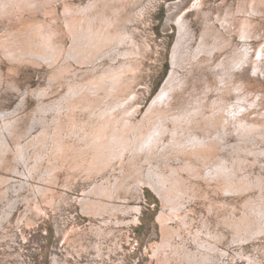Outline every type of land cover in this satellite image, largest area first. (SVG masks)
Returning a JSON list of instances; mask_svg holds the SVG:
<instances>
[{
  "label": "rangeland",
  "instance_id": "obj_1",
  "mask_svg": "<svg viewBox=\"0 0 264 264\" xmlns=\"http://www.w3.org/2000/svg\"><path fill=\"white\" fill-rule=\"evenodd\" d=\"M17 32L31 50L57 45L60 57L0 56L3 79L16 88L7 90V108H23L20 118L30 121L38 88L51 91L46 104L73 84L83 96L71 117L61 115L58 145L51 139L42 159L29 155L33 185L21 183L29 169L20 163L2 171L9 183L0 186V264H264V0H22L0 17V41ZM76 32L86 36L69 56ZM174 70L173 95L159 102ZM162 115L169 119L152 155L113 151L116 130ZM146 174L163 175L171 195L182 192L175 207ZM100 183L118 185L104 197L106 211L84 205Z\"/></svg>",
  "mask_w": 264,
  "mask_h": 264
},
{
  "label": "bare ground",
  "instance_id": "obj_2",
  "mask_svg": "<svg viewBox=\"0 0 264 264\" xmlns=\"http://www.w3.org/2000/svg\"><path fill=\"white\" fill-rule=\"evenodd\" d=\"M20 1H22V0H0V17L1 16H3L4 14H10V13H12V11H13V9H14V4L15 3H17V4H19L20 3ZM25 1V0H24ZM33 5V4H32ZM68 9H69V7H68ZM85 16H86V14H85ZM81 26V25H80ZM12 30L13 29H11L10 31V33H12ZM22 32H17V34H11L10 36H8L7 34H4V35H2V39L3 40H1L0 41V56H8L9 58H11L12 60H15V61H17L18 59H20L22 56H30V57H35L33 60H36V58H40V59H43V60H45L47 63H55L58 59H59V57H60V54H59V52L57 51V50H59V48L57 47V45H54V46H52L51 44H47V43H45V44H43V46L41 47V44L39 43V44H37L35 47H33V50H31L28 46H25L24 45V43H25V39L23 38V37H21V38H18V36L21 34ZM9 34V33H8ZM86 36V33H75L74 34V45L72 46V48L74 49L73 51H70L69 52V56H77V55H79V52H80V50H77V48H78V43H80L81 41V39L83 38V37H85ZM26 37V39L27 40H31L30 39V37L27 35V36H25ZM33 42L35 41L36 42V40H32ZM80 41V42H79ZM32 47V46H31ZM48 47H50L51 48V50L52 51H50V50H48L47 48ZM65 52H66V50H65ZM64 55V54H63ZM51 60V61H50ZM63 68H65V66H63ZM173 73L171 74V76H170V78L168 79V81L166 82V85H164V87H163V89H162V91L159 93V95H158V101L159 102H161L163 99H165V101H167L168 102V99L173 95H171L170 94V92H171V87H175V85L177 84V82L179 81L178 79V72L176 71V70H174V71H172ZM117 75V74H116ZM183 76V75H182ZM117 77V76H116ZM115 77V75H114V77H112V78H116ZM117 79V78H116ZM115 80V79H114ZM103 81V80H102ZM6 82H7V80L6 79H3V73H2V71H1V69H0V122L2 123L1 125V129H0V186H3L8 180H9V177L7 178L6 176H4V174L2 173V171H9L10 169H9V164L13 161L14 162V164H22L21 166H25V165H27L28 163H27V160H28V157H29V155L31 154V152H35L34 154H36V157H38L39 159H42V156H43V153H45V152H47V150L46 151H43L42 149L43 148H46V145L49 143V142H51L50 140L52 139V142H55V143H53L54 145L53 146H57L58 145V142H59V137H61V135H62V137H63V134H62V132H63V130H62V128H64L65 126H63V125H65L63 122H65L66 123V121H63V122H61L62 121V117H61V115H71L70 113L72 112H70V110L72 109L73 110V108H76L77 106H78V103H79V101L81 100H79V98L80 97H82L81 96V92L83 91V89L81 88V87H79L78 85H76V84H73L71 87H70V91L68 92V93H66V94H64L63 96L62 95H60V96H62L63 98L62 99H59V98H57V101L58 102H56V103H48V104H46L47 102L45 101L46 99V97L49 95V94H51V91H49L48 90V87H45L44 89H42V88H38V89H36L35 91H34V94L37 96H39L40 97V100H39V102H38V106H37V108L35 109L36 111H35V113H34V118L35 119H33V118H31V120L30 121H27L26 119H24V118H20V110L21 109H23V108H19V107H17L15 110H11V108H7V105H6V101L7 100H11V95H14V93L13 92H8L7 90L9 89V90H13V89H16L15 87H13V84H10L9 85V83H8V85H6ZM10 82V81H9ZM11 83V82H10ZM115 83V82H114ZM92 85H93V83H91ZM90 84V85H91ZM12 86V87H11ZM49 86V85H48ZM51 86V85H50ZM180 86V85H179ZM11 87V88H10ZM85 87H87L88 88V86H86L85 85ZM91 87V86H90ZM89 87V88H90ZM92 88H95V87H92ZM175 89V88H174ZM87 90V89H86ZM92 91H94L93 89H91ZM94 93V92H93ZM97 93V92H96ZM98 94V93H97ZM241 94V93H240ZM227 95V94H226ZM59 96V97H60ZM85 96V95H84ZM92 97H94V96H92ZM224 98V97H223ZM228 98V97H227ZM85 99H88L87 97L85 98ZM90 99V98H89ZM173 99V98H172ZM53 101H55V100H53ZM157 101V99L155 100V102H158ZM167 102H165V103H167ZM83 103H85V102H83ZM164 103V102H163ZM170 103V102H169ZM169 103L167 104V106L169 105ZM161 104V103H160ZM171 104V103H170ZM86 105V104H85ZM166 105V104H165ZM80 106V105H79ZM197 106V105H196ZM205 106V105H204ZM84 107V106H83ZM112 107L113 106H109L108 107V109H106L105 111H107V112H109V110L111 111V109H112ZM165 107V106H164ZM218 107V106H217ZM86 108H87V106H86ZM166 109V108H165ZM168 109V108H167ZM101 110V109H100ZM102 110H103V108H102ZM171 110H173V109H171ZM176 110H177V108H176ZM37 111H39L40 112V114H39V112L37 113V114H39V115H36V112ZM78 111V110H77ZM91 111H92V109H91ZM104 111V112H105ZM220 111V110H219ZM222 111V110H221ZM94 112V111H93ZM103 112V113H104ZM112 112V111H111ZM155 112V111H154ZM158 112V111H157ZM162 112H164V110L162 111ZM169 111H167V113H168ZM89 113H90V111H89ZM166 113V112H165ZM189 113H190V111H189ZM231 113V112H230ZM76 114H77V112H76ZM102 114V113H101ZM105 114V113H104ZM103 114V115H104ZM67 115V116H68ZM112 115V114H111ZM171 115H173L174 116V114H172L171 113ZM170 115V116H171ZM176 115V114H175ZM182 115V114H181ZM24 116V115H23ZM32 116V115H31ZM50 116H53V118L52 119H50ZM67 116H65V117H67ZM74 117H76V115H73ZM96 116V115H95ZM157 116H159L158 114H157ZM172 116V117H173ZM196 116V115H195ZM71 117V116H70ZM92 117L93 116H91V119H92ZM100 117V116H99ZM103 117V116H102ZM98 118V117H97ZM156 118V117H155ZM175 118H176V116H175ZM175 118H174V120H175ZM198 118V117H197ZM200 118V117H199ZM27 119H28V117H27ZM64 119V118H63ZM66 119H68V117L66 118ZM65 119V120H66ZM103 119V118H102ZM167 119H169V117H167L166 115H162V116H160L159 117V119L158 120H154V121H152L150 124H148V123H145V124H140V125H136L135 123H133L132 125H130L129 127H127V128H121V129H123L122 131H121V129L118 131V130H116V132H114V134L113 135H111L110 137L112 138V142H113V151H115V153L117 154V153H119L118 152V150H120V152H121V150H123V149H130L129 151L131 152V150H135V152L136 151H147V152H151V155L155 152V150H154V148L156 147V145H157V140H158V136H156V134H158L159 132H160V128L162 127V128H164V127H166L167 126V122H166V120ZM185 119H187V118H185ZM75 120V119H74ZM73 120V121H74ZM77 120V119H76ZM96 120V119H95ZM94 120V121H95ZM190 120V119H189ZM68 121V120H67ZM92 121V120H91ZM109 121V120H108ZM90 122V121H89ZM88 122V123H89ZM99 122H100V120H99ZM110 122V121H109ZM171 122H173V121H171ZM201 122H203V121H201ZM77 123V122H76ZM75 123V124H76ZM93 122H91V124H92ZM104 123V122H103ZM108 123V122H107ZM121 123V122H120ZM37 124H40L41 126L40 127H42V130L39 132V133H35L36 131H34L35 129H36V126H37ZM91 124H89L90 126H91ZM69 125V124H68ZM77 125V124H76ZM81 125V124H80ZM79 125V126H80ZM155 125V126H154ZM78 126V127H79ZM82 126V125H81ZM99 126V125H98ZM157 126V127H156ZM71 127V126H70ZM76 128H77V126H75ZM75 127H72L73 128V130L75 129ZM92 127V126H91ZM72 128H70V129H72ZM80 128V127H79ZM93 128V127H92ZM117 129H118V127H117ZM192 129V128H191ZM61 130H62V132H61ZM87 130V129H86ZM85 130V131H86ZM89 130V129H88ZM87 130V132H89ZM102 130V129H101ZM136 130V131H135ZM65 131V130H64ZM77 131V130H76ZM81 132V131H80ZM181 132V131H180ZM69 133H70V131H69ZM92 133V132H91ZM189 133H190V131H189ZM76 134V133H75ZM77 134H79V133H77ZM86 134V133H85ZM93 134V133H92ZM98 134V133H97ZM106 134V133H105ZM70 135V134H69ZM73 135V134H72ZM80 135H82V133L80 134ZM133 136L132 137V140L130 141V142H128L129 141V139L131 138L130 136ZM67 136H68V134H67ZM77 136V135H76ZM61 137V138H62ZM65 137V136H64ZM85 137V136H84ZM99 137V136H98ZM103 137H104V135H103ZM60 138V139H61ZM79 138H80V136H79ZM91 138V137H90ZM72 139V138H71ZM75 139V137H73V140ZM92 140L94 139V137L93 138H91ZM100 139V137L98 138V140ZM62 140V139H61ZM65 140V138L63 139V141ZM76 140V139H75ZM87 140V139H86ZM90 140V139H89ZM89 140H88V143H89ZM96 140V139H95ZM109 140V139H108ZM199 140V139H198ZM79 141V140H78ZM26 142V143H25ZM52 142H51V144H52ZM67 142V141H66ZM75 142V141H74ZM91 142V141H90ZM95 142V141H94ZM107 142V141H106ZM25 143V144H24ZM72 143V142H71ZM76 143V142H75ZM83 143V142H82ZM108 143V142H107ZM50 144V145H51ZM74 144V143H73ZM78 145H79V143H77ZM65 145V144H64ZM72 145V144H71ZM70 145V146H71ZM86 145H87V143H86ZM85 145V143H84V145L83 146H86ZM73 146V145H72ZM88 146L90 147L91 145H89L88 144ZM88 146H86V147H88ZM93 146V145H92ZM147 146V147H146ZM73 147H75V146H73ZM77 147V146H76ZM80 147H82V145L80 144ZM88 147V148H89ZM48 148V147H47ZM50 148V147H49ZM68 148V147H67ZM71 148V147H70ZM92 148V147H91ZM90 148V149H91ZM94 148V147H93ZM110 148V147H109ZM121 148H123V149H121ZM85 149V148H84ZM89 149V152L91 151ZM73 150V149H72ZM71 150V151H72ZM85 150H87V149H85ZM94 150V149H93ZM99 150V149H98ZM106 150V149H105ZM61 151H62V149H61ZM77 151V150H76ZM80 151V150H79ZM94 151H96V150H94ZM104 151V150H103ZM50 152V151H49ZM67 152H70V150H67ZM82 152H84V151H82ZM89 152H88V154H89ZM100 152H101V149H100ZM122 152H126V151H122ZM122 152H121V154H122ZM133 152V151H132ZM92 153V152H91ZM111 153V152H110ZM81 154V153H80ZM83 154H87V152L85 151V153H83ZM115 154V155H116ZM125 154V153H124ZM128 154V153H127ZM134 154V153H133ZM135 154H138V153H135ZM48 155L49 154H47L46 156L48 157ZM89 155H91V154H89ZM113 155H114V153H113ZM112 155V156H113ZM45 156V155H44ZM44 156H43V158H44ZM50 156V155H49ZM85 156V155H84ZM87 156V155H86ZM93 156V155H92ZM119 156H122V155H119ZM127 156V155H126ZM129 156V155H128ZM51 157H52V155H51ZM130 157H132V155H130ZM141 157V156H140ZM95 158V157H94ZM128 158V157H127ZM51 159V158H50ZM67 159V158H66ZM66 159H65V161H66ZM81 159V158H80ZM92 159H93V157H92ZM113 159H116V158H114L113 157ZM125 159V158H124ZM133 159H136V157H134ZM138 159V158H137ZM148 159V158H147ZM229 159V158H228ZM54 160H55V158H54ZM58 160V158L56 159V161ZM61 160V159H60ZM78 160V159H77ZM82 160V159H81ZM111 160V159H110ZM141 160V159H140ZM140 160H138L139 162H140ZM229 160H231V159H229ZM28 161H30V160H28ZM63 161V160H62ZM80 161V160H79ZM85 161H87V160H85ZM99 161V160H98ZM120 161V160H119ZM132 161H134V160H132ZM136 161V160H135ZM232 161V160H231ZM33 162V161H32ZM68 162H70V160L68 161ZM125 162V161H124ZM124 162H122V166H123V163ZM129 162V161H128ZM130 162H131V160H130ZM150 162V161H149ZM29 163H31V161L29 162ZM45 163V162H44ZM50 163H51V161H50ZM50 163H49V165L48 166H50ZM65 163V162H64ZM99 163H100V161H99ZM109 163V162H108ZM135 163V162H134ZM134 163H131V164H133V165H135ZM32 164V163H31ZM52 164H55V162H53ZM56 164H58L59 165V163H56ZM96 164H97V162H96ZM141 164V163H140ZM37 165H39V162H36V164H35V167H37ZM129 165H130V163H129ZM138 165V164H137ZM28 166V165H27ZM56 166V165H55ZM60 166H62V164L60 165ZM60 166H58V167H60ZM99 166V165H98ZM104 166V165H103ZM113 166V165H112ZM139 166H141V165H139ZM26 167V166H25ZM44 167V166H43ZM42 167V168H43ZM97 167V166H96ZM125 167H127V166H125ZM138 167V166H137ZM148 167V166H147ZM146 167V168H147ZM15 168H17V166L16 167H14V169ZM26 168H28V167H26ZM41 168V169H42ZM53 168H56V167H53ZM94 168V167H93ZM145 168V169H146ZM150 168V167H149ZM19 169V168H18ZM23 169V168H22ZM21 169V170H22ZM29 169V168H28ZM27 169V170H28ZM44 169V168H43ZM42 169V170H43ZM58 169V168H57ZM95 169V168H94ZM103 169V168H102ZM143 169V168H142ZM99 170V169H98ZM101 170V169H100ZM126 170V169H125ZM125 170H123V171H125ZM14 171V170H13ZM24 170H22V172H23ZM47 171V170H46ZM127 171H130V170H127ZM143 171V170H142ZM225 171V170H224ZM31 172H32V169H29V171L28 172H23L22 174L25 176V180L26 181H21V183L24 185V184H26L27 182L29 183V181H30V183H31V180H29V179H31V177H29V179L27 180L26 178H28V176H29V174H31ZM56 172V171H55ZM144 172V171H143ZM166 172V171H165ZM13 173V172H12ZM16 173V172H15ZM15 173H14V175H15ZM17 173H21V172H19V171H17ZM16 173V174H17ZM42 173V172H41ZM54 173V172H53ZM47 174V173H46ZM45 174V175H46ZM58 174V173H57ZM144 174V173H143ZM38 175V174H37ZM40 175V174H39ZM43 175V174H42ZM51 175V174H50ZM54 175V174H53ZM120 175V174H119ZM121 175H123V173L121 174ZM140 175V174H139ZM148 174H146V176H147ZM155 176H153V175H151V174H149V179L150 180H153V181H151V183L153 184V183H155V186H156V190H155V192L156 191H158L157 193H159V196H160V193H162L163 192V195H166L165 197H166V200L170 203V205L171 206H173V207H175V205H176V203H175V198L176 197H179V196H182V192L181 191H178V192H175L174 194H170L169 193V189L168 188H166V186H165V184H164V182H165V179H164V176L163 175H161V174H154ZM240 175V174H239ZM8 176V175H7ZM52 176V175H51ZM56 176H58V175H56ZM117 176H118V174H117ZM116 175L114 176V179L117 177ZM208 176V175H207ZM12 177V176H11ZM14 177V176H13ZM13 177H12V179H13ZM18 177V176H17ZM32 177H33V175H32ZM41 177H43V176H41ZM141 177V176H140ZM143 177V176H142ZM141 177V178H142ZM147 177H144V178H147ZM37 178V177H36ZM40 178V177H39ZM46 178V177H45ZM44 178V179H45ZM48 178V177H47ZM58 178V177H57ZM111 178V177H110ZM139 178V177H138ZM11 179V178H10ZM113 179V180H114ZM137 179V178H136ZM135 179V180H136ZM148 179V180H149ZM14 180H16V178L14 179ZM18 180H20V178L18 179ZM104 180V179H103ZM115 180H117V178L115 179ZM114 180V181H115ZM139 180V179H138ZM143 180V179H142ZM145 180V179H144ZM17 181V180H16ZM8 183H9V181H8ZM14 183H15V181H14ZM32 183H33V181H32ZM31 183V184H32ZM112 183H113V181H112ZM141 183H144V181H141ZM20 184V183H19ZM35 184V183H34ZM38 184V183H37ZM101 184V183H100ZM99 184V185H100ZM107 184V183H106ZM7 186L9 185V184H6ZM33 185V184H32ZM97 185V184H96ZM105 185V184H104ZM104 185H102L101 184V186H97V187H93V189H92V191H89V194H91V195H93L94 197L93 198H91L90 200H88V202H86L84 205H85V207H87V208H90V207H92V208H94V210H96V211H100V210H104L105 209V211H106V200H104V197L107 195L108 196V193H109V196H110V198H112L113 197V194H114V191H117V189H118V185L115 187V190H113V188H112V184L110 183V186H104ZM150 185V184H149ZM19 186V185H18ZM28 187H30L29 185H27ZM128 186V185H127ZM151 186V185H150ZM155 186H154V189H155ZM28 187H24V188H28ZM34 187V186H33ZM39 187V186H38ZM50 187V186H49ZM129 187H131V185L129 184ZM8 188V187H7ZM10 188V187H9ZM13 188H14V186H13ZM12 188V189H13ZM31 188V187H30ZM40 188V187H39ZM18 189V188H17ZM153 189V188H152ZM16 190V189H15ZM15 190H14V192H15ZM9 191H10V189H9ZM12 191V190H11ZM32 191V190H31ZM31 191H30V193H31ZM36 191V190H35ZM217 191V190H216ZM13 192V191H12ZM29 192V191H28ZM33 192V191H32ZM86 192V194H88V192L87 191H85ZM84 192V193H85ZM220 192V191H219ZM9 193V192H8ZM34 193H36V192H34ZM33 193V194H34ZM11 194V193H10ZM17 194V193H16ZM33 194H30L29 195V198H30V196H33ZM44 194V193H43ZM88 194V195H89ZM227 194H229L228 192H227ZM34 195H36V194H34ZM97 196V197H96ZM5 197V196H4ZM28 197V196H27ZM34 197V196H33ZM32 197V198H33ZM85 197V196H84ZM186 197V196H185ZM28 198V199H29ZM36 200L38 199V198H36V197H34ZM82 198V197H81ZM81 198H79V200L81 199ZM106 198V197H105ZM115 198H116V196H115ZM162 199L164 198V196L163 197H161ZM187 198V197H186ZM27 199V198H26ZM31 199V198H30ZM29 199V200H30ZM85 199H87L86 197H85ZM84 199V200H85ZM89 199V198H88ZM118 199V198H117ZM124 199V198H123ZM125 199H127V198H125ZM165 199V198H164ZM115 200V199H114ZM113 200V201H114ZM39 201V200H38ZM83 201V200H82ZM110 201H112V200H110ZM123 201H125V200H123ZM165 201V200H164ZM37 203V202H36ZM81 203V202H80ZM109 203V202H108ZM112 203V202H111ZM248 203H250L249 201H248ZM123 204V203H122ZM122 204H119V206H122ZM127 204V203H126ZM112 205H113V203H112ZM111 204H110V206H112ZM125 206V205H124ZM131 206V205H130ZM133 206V205H132ZM135 207H136V209L137 210H140V206H136V205H134ZM163 206H165V205H163ZM84 207V206H83ZM166 207V206H165ZM118 209V207L116 206L115 207V209ZM120 208V207H119ZM125 208V207H124ZM127 208V207H126ZM132 208V207H131ZM170 208V207H169ZM121 209V208H120ZM130 209V208H129ZM128 209V210H129ZM135 209V210H136ZM174 209V208H173ZM127 210V211H128ZM244 210V209H243ZM11 211V210H10ZM115 211V210H114ZM126 211V212H127ZM169 211V210H168ZM179 211H180V209H179ZM253 211V210H252ZM9 212V211H8ZM12 212V211H11ZM108 212H110V210L108 211ZM117 212V211H116ZM163 212V211H162ZM166 212V211H165ZM174 212V211H173ZM186 212V211H185ZM188 212V211H187ZM254 212V211H253ZM118 213V212H117ZM122 213V212H121ZM179 213V212H178ZM99 214V213H98ZM109 214V213H108ZM116 214V213H115ZM164 215H166V216H164L163 215V217L165 218H167V216H168V218H169V214L168 213H163ZM175 214V213H174ZM174 214H173V216H174ZM161 215V217H162V214H160ZM176 215V214H175ZM184 215H185V213H184ZM99 216H101V214L99 215ZM103 216V215H102ZM239 216V215H238ZM6 217H8V216H6ZM162 217V218H163ZM177 217H179V215L177 216ZM3 218V217H2ZM165 218V219H166ZM168 218H167V220L166 221H164L165 223L166 222H168ZM172 217H170L169 219L170 220H172L171 219ZM176 218V217H175ZM110 219V218H109ZM180 219V218H179ZM185 219V218H184ZM159 220H161V219H159ZM163 220V219H162ZM175 221H176V219H174ZM241 220V219H240ZM108 221V219L106 220V222ZM239 221V220H238ZM246 221V220H245ZM105 221H104V223H106ZM169 222H171V221H169ZM168 222V223H169ZM173 222V221H172ZM261 223V222H260ZM164 223H162L161 222V226L163 225ZM179 224V223H178ZM186 224V223H185ZM232 224H233V222H232ZM239 224V223H238ZM170 225H173V224H170ZM176 225V224H175ZM193 225H194V223H193ZM237 225V224H236ZM164 226V225H163ZM162 226V227H163ZM227 226V225H226ZM174 227V226H173ZM176 227V226H175ZM255 227V226H254ZM100 229H101V227H100ZM162 229V228H161ZM168 229V228H167ZM173 229H175V228H173ZM179 229V228H178ZM184 229V228H183ZM186 229V228H185ZM241 229V228H240ZM251 229V228H250ZM172 230V229H171ZM238 230V229H237ZM254 230V229H253ZM163 231V230H162ZM165 231H166V229H165ZM176 231H177V229H176ZM241 231V230H240ZM168 232H169V230H168ZM242 232H243V230H242ZM251 232H252V230H251ZM164 233V232H163ZM166 233H167V231H166ZM170 233V232H169ZM169 233H167V234H169ZM204 233V232H203ZM216 233H217V231H216ZM232 233V232H231ZM171 234V233H170ZM212 234H213V232H212ZM211 234V235H212ZM233 234V233H232ZM182 235V234H181ZM188 235V234H187ZM192 235V234H191ZM195 235V234H194ZM198 235V234H197ZM210 235V234H209ZM221 235V234H220ZM243 235V234H242ZM167 236V235H166ZM169 236V235H168ZM215 237H216V234L214 235ZM218 236V235H217ZM173 237V236H172ZM183 237V236H182ZM187 237V236H186ZM211 237H213V236H211ZM237 237V236H236ZM243 237V236H242ZM167 238V237H166ZM165 238V239H166ZM201 238V237H200ZM218 238V237H217ZM221 238V237H220ZM163 240H164V238H162ZM172 239V238H171ZM185 239V238H184ZM248 239V238H247ZM246 240V239H245ZM244 240V241H245ZM177 241V240H176ZM181 241V240H180ZM198 241V240H197ZM239 241V240H238ZM163 242V241H162ZM166 242V241H165ZM165 242H164V245H165ZM237 242V241H236ZM168 243H169V241H168ZM163 244V243H162ZM166 244H167V242H166ZM181 244V243H180ZM159 245V244H158ZM170 245H171V243H170ZM169 246V245H168ZM155 247H156V245H155ZM154 247V248H155ZM160 248H161V246H160ZM236 248V247H235ZM156 249V248H155ZM222 249V248H221ZM224 250V249H223ZM168 251V250H167ZM228 251V250H227ZM155 252V251H154ZM175 253V252H174ZM158 254V253H157ZM228 254V253H227ZM176 255V254H175ZM229 255V254H228ZM198 256V255H197ZM223 256V255H222ZM161 258V257H160ZM251 258H253V257H251ZM235 259V258H234ZM251 260V259H250ZM161 261V260H160ZM229 261V260H228ZM256 261V260H255ZM257 262V261H256ZM224 264V263H223Z\"/></svg>",
  "mask_w": 264,
  "mask_h": 264
}]
</instances>
